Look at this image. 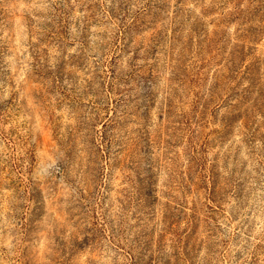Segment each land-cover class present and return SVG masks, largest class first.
Wrapping results in <instances>:
<instances>
[{"label": "rangeland", "instance_id": "rangeland-1", "mask_svg": "<svg viewBox=\"0 0 264 264\" xmlns=\"http://www.w3.org/2000/svg\"><path fill=\"white\" fill-rule=\"evenodd\" d=\"M263 94L264 0H0V264H264Z\"/></svg>", "mask_w": 264, "mask_h": 264}, {"label": "trees", "instance_id": "trees-1", "mask_svg": "<svg viewBox=\"0 0 264 264\" xmlns=\"http://www.w3.org/2000/svg\"><path fill=\"white\" fill-rule=\"evenodd\" d=\"M254 34V32L252 31ZM250 73H253V69L249 68ZM249 73V74H250ZM253 80L254 77H252ZM252 82V81H251ZM257 82H252V85L255 86ZM264 95V94H263ZM209 199L212 201L214 200L212 194L209 196ZM180 206H184L181 202H179ZM195 212L192 213L191 218L187 221V229L190 232L193 230L191 228L192 223L195 219ZM169 219H167V223ZM170 227L164 226L162 229V233L160 237L155 239L154 235L151 233H144L141 234L145 239L144 241L136 240L134 246L124 247L126 255L128 256L131 264H177L179 261V248L182 246L184 242V234L180 231V228L175 227V222H170ZM171 233V242L169 244L168 234ZM171 246V248H170ZM118 247L120 244L118 243ZM122 247V246H121ZM188 251V250H187ZM186 251V252H187ZM189 252H187L188 254ZM148 256V258H146Z\"/></svg>", "mask_w": 264, "mask_h": 264}]
</instances>
